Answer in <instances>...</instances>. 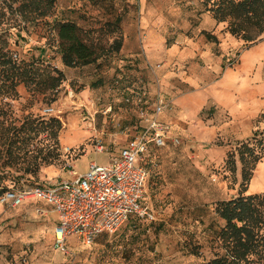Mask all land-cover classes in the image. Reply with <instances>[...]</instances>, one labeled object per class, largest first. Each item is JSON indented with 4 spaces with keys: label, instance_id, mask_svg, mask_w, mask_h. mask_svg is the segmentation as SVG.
Instances as JSON below:
<instances>
[{
    "label": "rangeland",
    "instance_id": "374dc122",
    "mask_svg": "<svg viewBox=\"0 0 264 264\" xmlns=\"http://www.w3.org/2000/svg\"><path fill=\"white\" fill-rule=\"evenodd\" d=\"M30 1L0 0V20L9 3L14 12L6 17L21 20L18 6ZM214 1L56 0L40 18L24 10L35 20L22 22L10 47L58 70L62 82L54 91L20 84L11 97L0 81V191L21 176L53 182L103 162L97 136L118 152L140 122L126 101L133 91L146 92L149 115L158 95L169 102L159 119L181 142L150 146L145 158L156 162L148 196L158 221L131 218L93 245L76 242L64 253L53 245L50 206L47 216L0 203V264H206L221 252L217 233L225 222L217 205L264 192V34L253 42L231 34L213 17ZM58 21L82 28L95 62L64 65L52 27ZM242 143L260 154L249 181L238 155L234 170L229 163Z\"/></svg>",
    "mask_w": 264,
    "mask_h": 264
},
{
    "label": "built area",
    "instance_id": "2783aa9c",
    "mask_svg": "<svg viewBox=\"0 0 264 264\" xmlns=\"http://www.w3.org/2000/svg\"><path fill=\"white\" fill-rule=\"evenodd\" d=\"M146 92H135L126 101L137 109L144 125L130 135L126 143L106 163L92 160L83 173L73 177L36 185H25L22 180L0 195V203L18 207L25 202H42L55 215L54 248L68 252V240L91 246L104 234H113L131 218L154 222L159 213L149 200L148 180L156 162L145 161L150 146L163 147L170 140L179 144V137H170L167 125L159 119L170 109V104L158 95L149 115ZM135 99V101H134ZM112 112L109 106L104 114ZM127 131L129 128L126 129ZM97 153L108 152L107 144L97 136ZM41 204V203H40ZM41 215L48 209L36 208Z\"/></svg>",
    "mask_w": 264,
    "mask_h": 264
},
{
    "label": "trees",
    "instance_id": "16d2710c",
    "mask_svg": "<svg viewBox=\"0 0 264 264\" xmlns=\"http://www.w3.org/2000/svg\"><path fill=\"white\" fill-rule=\"evenodd\" d=\"M55 2L56 0H31L27 4H20L18 10L23 15L21 20L6 17V13L11 15L14 12L11 3L3 7L4 18L0 20V81L4 83L8 96L15 97L20 84H24L30 91L36 82L49 91H54L61 85L62 76L58 70L50 65H42L37 59L26 61L19 58L9 42L13 33L20 35L22 22L35 20L25 16V9L30 7L39 12L37 18L46 17ZM210 10L218 22H227V29L231 34L246 42L256 41L264 34V0H216ZM52 27L59 39L65 66L77 67L96 61V48L85 39L83 30L77 23L58 21ZM38 134L39 132L36 135ZM236 155L242 164L243 180L249 181L260 160V154L255 146L242 143L230 154L232 170L235 169ZM20 180L30 186L42 183L21 176L15 184ZM9 187L2 189L0 195ZM216 213L225 222L217 233L221 252L206 264H264V192L250 195L240 193L233 199L220 202Z\"/></svg>",
    "mask_w": 264,
    "mask_h": 264
},
{
    "label": "crops",
    "instance_id": "0c3cea01",
    "mask_svg": "<svg viewBox=\"0 0 264 264\" xmlns=\"http://www.w3.org/2000/svg\"><path fill=\"white\" fill-rule=\"evenodd\" d=\"M143 125H144V122H139V124H138V127H137V130L136 131H139V129H141L142 127H143ZM135 131V132H136ZM132 134H134V132H132ZM131 134V135H132ZM128 139V138H127ZM127 141V140H126ZM126 141L124 142V144L126 143ZM123 144V145H124ZM107 147L109 148V146L107 145ZM122 147V146H121ZM110 149V148H109ZM119 152V151H118ZM115 154H117V152L116 153H113V152H106L105 154H103V155H105L106 156V158L104 159V161L103 162H101V163H106L107 161H109L110 160V158H112L113 156H115ZM81 173V172H80ZM40 204V203H39ZM39 204H37L36 202H25L24 204H22L21 206L22 207H26V206H31V207H33L34 208V210H36V208L38 207V205ZM41 206V205H40ZM45 206V208H47L48 206H46L45 204L42 206V207H44ZM47 215V214H46ZM48 216V215H47ZM54 217H55V215H54ZM53 243H54V229H53ZM99 239V238H98ZM97 239V240H98ZM96 240V241H97ZM95 241V242H96ZM94 242V243H95ZM74 243H76V241L75 240H73V239H70V240H68V247H70L71 245H73Z\"/></svg>",
    "mask_w": 264,
    "mask_h": 264
}]
</instances>
